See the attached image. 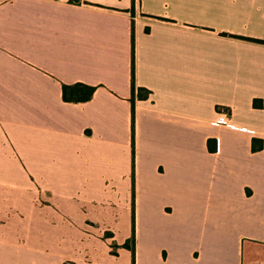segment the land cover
I'll return each instance as SVG.
<instances>
[{
    "label": "crops",
    "instance_id": "obj_1",
    "mask_svg": "<svg viewBox=\"0 0 264 264\" xmlns=\"http://www.w3.org/2000/svg\"><path fill=\"white\" fill-rule=\"evenodd\" d=\"M253 40L264 0H0V264H264Z\"/></svg>",
    "mask_w": 264,
    "mask_h": 264
},
{
    "label": "trees",
    "instance_id": "obj_2",
    "mask_svg": "<svg viewBox=\"0 0 264 264\" xmlns=\"http://www.w3.org/2000/svg\"><path fill=\"white\" fill-rule=\"evenodd\" d=\"M258 43L264 44V41H258L253 40ZM95 91V87L86 86L83 84H76L70 87L63 86L62 88V97L65 102H87L91 99L93 93ZM135 91L134 85H132V93ZM138 92L141 90L138 89ZM147 93L143 96L146 98ZM255 107L260 108L261 104L259 106L256 105V102L253 104ZM254 149V147H253ZM131 243L127 244L125 242L122 247L128 249L131 252L132 255V264L134 262V229L132 228V235L130 237Z\"/></svg>",
    "mask_w": 264,
    "mask_h": 264
},
{
    "label": "built area",
    "instance_id": "obj_3",
    "mask_svg": "<svg viewBox=\"0 0 264 264\" xmlns=\"http://www.w3.org/2000/svg\"><path fill=\"white\" fill-rule=\"evenodd\" d=\"M215 124L219 127H230L228 111L219 109L216 113Z\"/></svg>",
    "mask_w": 264,
    "mask_h": 264
},
{
    "label": "rangeland",
    "instance_id": "obj_4",
    "mask_svg": "<svg viewBox=\"0 0 264 264\" xmlns=\"http://www.w3.org/2000/svg\"><path fill=\"white\" fill-rule=\"evenodd\" d=\"M0 221H1V220H0ZM108 235H110V233H109ZM130 243H131V240L129 239V240L127 241V244H130ZM110 248H111V253L115 254L116 251H117L118 246H117L115 243H112V244L110 245Z\"/></svg>",
    "mask_w": 264,
    "mask_h": 264
}]
</instances>
